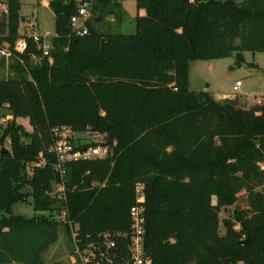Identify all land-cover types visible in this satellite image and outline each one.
I'll list each match as a JSON object with an SVG mask.
<instances>
[{
  "label": "trees",
  "instance_id": "1",
  "mask_svg": "<svg viewBox=\"0 0 264 264\" xmlns=\"http://www.w3.org/2000/svg\"><path fill=\"white\" fill-rule=\"evenodd\" d=\"M84 1L50 0L55 35L44 55L33 35L16 49L22 0H4L0 49L12 74L0 77V113L13 119L0 135V264H61L45 260L61 226L80 253L94 244L90 255L126 261L138 184L151 264H264V101L246 108L190 88L192 61L234 55L241 65L245 51H264V0H135L146 14L133 33L96 26L108 15L122 23L119 0H88V32L76 34L70 21ZM62 126L103 134L110 155L69 161L62 177L49 151ZM61 182L65 198L51 193ZM241 191L248 207L223 220L221 235L220 212ZM29 198L36 213H15Z\"/></svg>",
  "mask_w": 264,
  "mask_h": 264
},
{
  "label": "rangeland",
  "instance_id": "2",
  "mask_svg": "<svg viewBox=\"0 0 264 264\" xmlns=\"http://www.w3.org/2000/svg\"><path fill=\"white\" fill-rule=\"evenodd\" d=\"M23 9L22 13L25 14L22 27H19V33L21 37L17 41L18 47H23L26 43L25 35L30 32H38L45 34L50 31V37L55 34V19L54 12L51 7H44L42 0L38 4V0H22ZM122 4V10L124 12V20L120 25H117V21L114 16L108 15L104 20H99L96 26L99 30H112L113 32L133 33L135 32V17L137 13L136 1L135 0H119ZM123 1L125 5H123ZM238 2L242 0H236ZM50 2V1H49ZM4 10L0 9V14ZM39 13V23L36 20L35 15ZM35 13V14H34ZM33 23V24H31ZM21 24V23H20ZM39 24V26H38ZM21 26V25H20ZM39 35V34H38ZM42 35V34H40ZM4 57L6 65L0 67V77H7L12 74L9 64L10 55L0 54V58ZM245 61L241 65L235 63V56L212 60L202 61L195 60L191 63L190 71V88L193 90H210L213 92H224L228 93L220 97V101L224 99H237L239 106L250 107L256 103L264 101V51H245ZM51 61V60H50ZM201 63V64H200ZM206 63V64H203ZM204 65V66H202ZM237 81H241L242 85L238 90L234 89ZM245 93V94H243ZM13 119V116L8 112L0 113V135L3 128L9 121ZM18 123L24 125L28 131H32V125L30 124L29 118L20 117L17 119ZM93 131L82 133L78 136L76 143H93L94 142ZM96 139V138H95ZM102 140V138H98ZM104 140V139H103ZM4 148H11L10 138H7ZM264 168V162L261 164ZM264 191V187L260 188ZM215 202V201H214ZM247 195L245 191L239 193V199L237 203L228 208H222L220 212V233L224 235L225 228L223 220L228 217H232L235 209L247 208ZM14 212L18 214L30 217L36 213L32 205V198L18 202L14 206ZM236 229L240 228L239 224L235 225ZM75 235L72 232H68L64 227L60 228V240L52 247V249L45 254V260L47 263L53 261H60L62 264H85V261L81 258L78 250L75 246ZM245 240V239H243Z\"/></svg>",
  "mask_w": 264,
  "mask_h": 264
},
{
  "label": "built area",
  "instance_id": "3",
  "mask_svg": "<svg viewBox=\"0 0 264 264\" xmlns=\"http://www.w3.org/2000/svg\"><path fill=\"white\" fill-rule=\"evenodd\" d=\"M91 1L82 2L76 14L71 17L70 25L71 29L76 34H86L88 32L87 21L91 17ZM50 33L45 35L34 34V40L37 43L39 49L43 51L44 55H49L50 49L52 47ZM25 43L23 47H18L16 49L23 51L26 47ZM0 54L9 55L7 48H1ZM52 61V59L50 58ZM242 85L241 81H237L234 86L235 90H238ZM54 141L49 147V151L56 155V163L54 168L63 177L66 173L65 164L73 160H88L94 158H104L110 155L111 150L108 145L104 144L105 136L101 133H94V142L91 143H81L77 144V138L80 134L74 131L70 126L56 127L53 131ZM96 138V139H95ZM98 138H102L99 140ZM104 139V140H103ZM41 159L37 162V165L42 166L46 163L45 158H43V153H40ZM53 195L56 194L59 198H65L64 195V184L63 182L58 183L54 191L51 192ZM145 202V194L143 191V185L138 184L136 186V202L130 208V244H129V258L121 263L113 261L110 255L101 253L96 256L90 252L97 249V246L91 244L89 249L83 253L79 254L81 258L85 261V264H151V260L145 254V235H146V214L145 207L143 203ZM63 215H67V211L64 210ZM71 227L73 231L78 227L77 224H72ZM107 250L116 248V243L109 240L106 243Z\"/></svg>",
  "mask_w": 264,
  "mask_h": 264
},
{
  "label": "crops",
  "instance_id": "4",
  "mask_svg": "<svg viewBox=\"0 0 264 264\" xmlns=\"http://www.w3.org/2000/svg\"><path fill=\"white\" fill-rule=\"evenodd\" d=\"M49 1L50 0H42V3H43V6L44 7H46V8H48V7H50L49 6ZM38 4H40V1L38 0V2H37ZM23 1H22V8H21V15H22V20H21V26L20 27H22V25H23V20H24V18H25V14H23L22 13V9H23ZM123 5H125V3H124V1H123ZM6 4H5V2H4V0H0V9H2V10H6ZM38 13V12H37ZM35 14V13H34ZM144 15V14H146V11L144 10V9H140V10H137V13H136V16L137 15ZM35 18H36V20H38L37 22L39 23V13L38 14H36L35 15ZM54 19H55V14H54ZM123 20H124V16H123ZM31 24H33V23H31ZM38 26H39V24H38ZM54 31H55V29H54ZM47 33H50V31H47L45 34H47ZM29 34H42V35H45V34H43V33H38V32H30ZM55 35V34H54ZM203 61V60H202ZM210 62H212V61H210ZM192 63V62H191ZM201 64V63H200ZM203 64H206V63H203ZM202 66H204V65H202ZM190 71H191V64H190ZM207 90V89H206ZM210 91V90H209ZM212 94H213V96L215 97V99H217V100H219L220 99V97H222L223 95H225V94H228V93H224V92H213V91H210ZM243 94H245V93H243ZM60 240V239H59ZM59 242V241H58ZM55 246V245H54ZM53 246V247H54ZM52 249V248H51ZM54 262V261H53ZM55 262H60V261H55ZM61 263V262H60ZM62 264V263H61Z\"/></svg>",
  "mask_w": 264,
  "mask_h": 264
},
{
  "label": "water",
  "instance_id": "5",
  "mask_svg": "<svg viewBox=\"0 0 264 264\" xmlns=\"http://www.w3.org/2000/svg\"><path fill=\"white\" fill-rule=\"evenodd\" d=\"M4 151H8V149L4 148ZM240 246H249L250 245V239L247 238L246 240H242L239 242Z\"/></svg>",
  "mask_w": 264,
  "mask_h": 264
}]
</instances>
